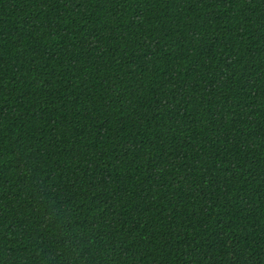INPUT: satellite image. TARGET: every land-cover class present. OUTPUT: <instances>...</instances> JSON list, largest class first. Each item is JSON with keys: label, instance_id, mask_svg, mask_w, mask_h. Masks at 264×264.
I'll use <instances>...</instances> for the list:
<instances>
[{"label": "trees", "instance_id": "16d2710c", "mask_svg": "<svg viewBox=\"0 0 264 264\" xmlns=\"http://www.w3.org/2000/svg\"><path fill=\"white\" fill-rule=\"evenodd\" d=\"M0 264H264V0H0Z\"/></svg>", "mask_w": 264, "mask_h": 264}]
</instances>
